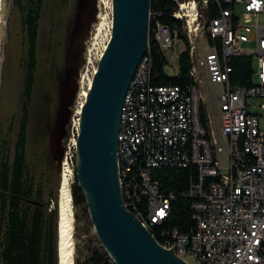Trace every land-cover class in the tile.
Returning <instances> with one entry per match:
<instances>
[{
    "label": "built area",
    "instance_id": "1",
    "mask_svg": "<svg viewBox=\"0 0 264 264\" xmlns=\"http://www.w3.org/2000/svg\"><path fill=\"white\" fill-rule=\"evenodd\" d=\"M173 1V17L182 22L189 43L193 82L156 84L149 49L141 59L123 101L118 132L124 204L161 246L188 264H264V25L244 22L264 12V0ZM161 15L150 13V32L165 54L177 32ZM110 37L109 30L98 50L95 42L88 46L81 77L90 73L93 78ZM197 41L208 46L198 62ZM241 43L256 47L251 56L258 57V80L251 86L230 81V59L242 53ZM220 153L227 155L226 172ZM189 166L196 167L199 180L180 194L191 199L195 222L184 234L163 226L177 194L161 190L153 172Z\"/></svg>",
    "mask_w": 264,
    "mask_h": 264
},
{
    "label": "water",
    "instance_id": "2",
    "mask_svg": "<svg viewBox=\"0 0 264 264\" xmlns=\"http://www.w3.org/2000/svg\"><path fill=\"white\" fill-rule=\"evenodd\" d=\"M72 11L62 64L56 62L54 52L51 54L49 79L56 82L58 99L55 114L50 122L49 97L44 102V113L50 131L40 133L41 139H48L46 163L58 198L65 157L63 138L69 132L72 105L81 87L88 41L100 20L99 0H75ZM150 13V0H113L111 37L81 108L76 137L77 180L84 191L95 232L116 264H188L172 249L161 246L126 208L119 181L117 146L121 109L136 69L149 49ZM33 111L32 101L30 137L34 131Z\"/></svg>",
    "mask_w": 264,
    "mask_h": 264
},
{
    "label": "trees",
    "instance_id": "3",
    "mask_svg": "<svg viewBox=\"0 0 264 264\" xmlns=\"http://www.w3.org/2000/svg\"><path fill=\"white\" fill-rule=\"evenodd\" d=\"M54 1L58 7H55V18L52 13L50 19L53 26L50 29L49 45L50 53L54 52L57 56L59 52L65 51L67 23L69 16L73 15L75 0ZM47 2L48 0H14L25 36L26 73L20 93V117L15 138L12 142L6 139L0 144V264H59V204L55 181L46 163L48 139L44 145L34 147L30 137V114L40 64L41 28ZM176 7L173 0H150L151 12L160 11V20L169 24L177 32V37L186 41L182 22L173 17ZM210 14L215 15L213 8L210 9ZM218 47L220 48L219 42ZM149 54L154 83L164 85L193 82L188 42L187 48L179 55V69L175 75L167 72L169 61L159 44L153 40L151 32ZM230 64L233 66L230 74L232 85L253 84L254 62L251 55L236 54L230 59ZM49 83L51 88L55 87L56 82ZM205 115L204 109V120ZM14 125L13 122L10 128L13 129ZM153 178L161 190L177 194L172 201L171 214L163 226L177 228L184 234L191 233L195 226L192 202L180 194L189 188L191 182L199 180L196 167L155 169ZM71 192L75 219L74 263L116 264L96 233L90 230V226L87 238L81 237L80 214L87 217L90 214L84 191L77 180L76 166Z\"/></svg>",
    "mask_w": 264,
    "mask_h": 264
},
{
    "label": "rangeland",
    "instance_id": "4",
    "mask_svg": "<svg viewBox=\"0 0 264 264\" xmlns=\"http://www.w3.org/2000/svg\"><path fill=\"white\" fill-rule=\"evenodd\" d=\"M55 7H58L55 1L48 0L45 10V15L42 22V28H41L40 64H39L38 76L36 80L37 82L36 89L33 99L34 102L33 113L35 120L32 129L34 131L31 132V136L33 135V137H31L32 145L34 147L44 145V143H46L47 141V137L41 139L40 133L42 131H46L47 133L50 131L48 127L46 128L45 118L47 114L45 115L44 113L45 100L46 99L48 100L49 97L51 98L50 122L53 120L55 114V105L58 102L57 92L55 87L51 88L49 86L50 79L48 75L50 69V62H51V56H50L51 53H50V45H49V39L51 37L50 29H52L53 26L50 19L52 13L55 18V14H54ZM99 7H100V17H99L100 20L99 23H97L94 26L92 37L88 41L89 47H92L93 43L97 42V44H95L96 50H98L99 45L101 46L103 42L107 41L110 30V23L112 22L113 19L111 9L107 8L103 3L100 2V0H99ZM101 21L105 22L106 26L105 29L100 33L99 37L96 38L99 33V24L101 23ZM244 22L246 24H251V25L253 24L264 25V12L260 13L258 17L252 15L246 18ZM183 33L185 34L184 30ZM196 45L198 49L196 50L195 58L196 61L198 62L204 59L205 53L208 52V46L205 43L199 41H197ZM186 48H187V42L184 39L177 36L174 37L172 49L167 50L165 52V55L167 56L169 61L166 70L170 75H175L178 73L179 55ZM239 48L243 54L251 55L255 52L256 47H255V43H241ZM63 58H64V51L63 52L61 51L57 54L56 62L61 65L63 62ZM253 62H254L253 80L257 81L258 57H254ZM25 73H26L25 36L21 24L20 14L14 4V0H4L2 21L0 26V144L6 139L9 140V142H12V139L15 138L16 130L18 127V121L20 117V93L25 80ZM84 75L85 73L80 78L81 87L78 91L76 100L72 105V116L67 124V128L69 132L66 133V135L63 138V145L65 147L64 160H68L70 162L73 171L77 162V152H76V145L74 143V140L77 137V130H76L77 123L75 122L78 121L79 117L78 115H76V113L78 111L80 102L83 100L82 93L84 89L87 88L86 85L85 86L82 85V78ZM87 76L92 77L90 73H88ZM13 122L15 123V125L14 128L11 129L10 127L11 124H13ZM32 150H34V148ZM219 161L223 171L226 172L228 166L227 155L225 153H220ZM80 215L81 216L79 220V225H80L81 237L83 239H86L88 235L87 231L89 226L92 232H95V229L91 221L90 215L88 217L82 213ZM88 222H90V224ZM74 231H75V223H74ZM73 238H74V232H73ZM74 252H75V238H74Z\"/></svg>",
    "mask_w": 264,
    "mask_h": 264
},
{
    "label": "bare ground",
    "instance_id": "5",
    "mask_svg": "<svg viewBox=\"0 0 264 264\" xmlns=\"http://www.w3.org/2000/svg\"><path fill=\"white\" fill-rule=\"evenodd\" d=\"M3 2L4 0H0V26L2 21ZM100 2L103 3L107 8H110L112 11L113 0H100ZM105 26L106 23L101 21V23L99 24V33L96 38L99 37L100 33L105 29ZM111 27H112V22L110 23V32L112 31ZM95 44H97V42ZM104 50L102 51V53L104 52ZM91 83H92V77H89L85 74L82 78V85L83 86L86 85L87 88L84 89L82 93L83 100L80 102L78 111L76 113L78 117H80L81 108L88 95V90ZM76 123L78 124V121ZM74 143L76 145V139L74 140ZM73 177H74V171L70 165V162L68 160H64L62 176H61V184L59 188V198H58L59 263L60 264H74V255H73L74 254V238H73L74 212H73V199L71 192Z\"/></svg>",
    "mask_w": 264,
    "mask_h": 264
}]
</instances>
